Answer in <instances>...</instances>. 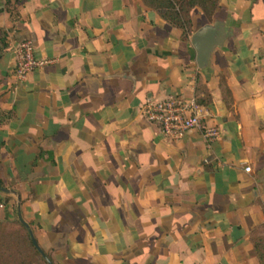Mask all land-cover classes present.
<instances>
[{"label":"crops","instance_id":"obj_1","mask_svg":"<svg viewBox=\"0 0 264 264\" xmlns=\"http://www.w3.org/2000/svg\"><path fill=\"white\" fill-rule=\"evenodd\" d=\"M214 17L230 35L200 70L198 8L185 38L141 0H0V187L19 197L0 191V220L32 223L56 264H261L264 0ZM23 42L43 64L19 79ZM171 94L217 140L141 116Z\"/></svg>","mask_w":264,"mask_h":264},{"label":"trees","instance_id":"obj_2","mask_svg":"<svg viewBox=\"0 0 264 264\" xmlns=\"http://www.w3.org/2000/svg\"><path fill=\"white\" fill-rule=\"evenodd\" d=\"M142 4L154 11L163 21L170 26L182 31L185 38L191 32V12L198 8L203 17L211 23L219 9V0H141ZM13 228H12V226ZM32 232V236L37 241L32 223H26ZM4 243L5 251L0 254V264H48L45 258L52 264H56L52 253L53 248H45L38 242L43 254H41L32 243L31 235L18 217L13 223L0 221V241ZM56 244H64L66 239L60 237L55 240ZM256 253L261 264H264V241L256 244Z\"/></svg>","mask_w":264,"mask_h":264},{"label":"built area","instance_id":"obj_3","mask_svg":"<svg viewBox=\"0 0 264 264\" xmlns=\"http://www.w3.org/2000/svg\"><path fill=\"white\" fill-rule=\"evenodd\" d=\"M42 64L43 62L33 58L29 42L18 45L15 64L17 78H24ZM139 111L143 118L157 126L160 134L170 141H179L192 130H198L207 145L219 137L218 128L203 123L207 112L194 97L184 98L182 95L171 94L164 99H147L140 105ZM245 171L248 172L249 169Z\"/></svg>","mask_w":264,"mask_h":264},{"label":"water","instance_id":"obj_4","mask_svg":"<svg viewBox=\"0 0 264 264\" xmlns=\"http://www.w3.org/2000/svg\"><path fill=\"white\" fill-rule=\"evenodd\" d=\"M229 35L230 32L227 29H225L224 23L216 20L211 24L202 26L190 36L189 38L190 44L195 50L196 64L200 70H203L208 65V61L210 59L212 52L216 48H221L225 40L229 37ZM0 191L6 194H12L16 196L19 204V197L15 192L3 189L1 187H0ZM19 220L28 229V232L31 235L33 246L41 254H43L40 247L38 246L37 241L32 236L31 230L29 229L28 225H26L24 221L21 219L20 215H19ZM45 260L48 264H52L46 258Z\"/></svg>","mask_w":264,"mask_h":264},{"label":"rangeland","instance_id":"obj_5","mask_svg":"<svg viewBox=\"0 0 264 264\" xmlns=\"http://www.w3.org/2000/svg\"><path fill=\"white\" fill-rule=\"evenodd\" d=\"M204 21H206L207 23H209L205 18H204ZM199 22H200V20H199ZM211 23H213V21ZM12 213L15 214L14 209H12ZM16 217H18L17 216V213L15 214V216L13 215V218H11L9 220H7V219H1L0 221H2V222L8 221V223H13V221L15 220ZM12 228H13V226H12ZM4 243H3L2 239H1V241H0V254H2L3 251H5V249H4Z\"/></svg>","mask_w":264,"mask_h":264}]
</instances>
